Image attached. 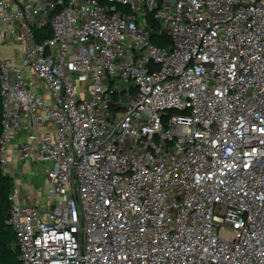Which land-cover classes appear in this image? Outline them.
Returning a JSON list of instances; mask_svg holds the SVG:
<instances>
[{"label":"built area","instance_id":"built-area-1","mask_svg":"<svg viewBox=\"0 0 264 264\" xmlns=\"http://www.w3.org/2000/svg\"><path fill=\"white\" fill-rule=\"evenodd\" d=\"M0 98L23 264H264V0H0Z\"/></svg>","mask_w":264,"mask_h":264},{"label":"trees","instance_id":"trees-1","mask_svg":"<svg viewBox=\"0 0 264 264\" xmlns=\"http://www.w3.org/2000/svg\"><path fill=\"white\" fill-rule=\"evenodd\" d=\"M155 29H158L157 22L153 23ZM40 35L38 40H42V37H51V31L49 27L43 30H37ZM152 43L159 48H170V40L163 36L154 34L152 36ZM3 133L2 127V103L0 98V138ZM14 180L5 175L0 167V264H23L19 259V253L17 249H13L15 242V232L13 227L9 225L10 218V202L9 196L14 189Z\"/></svg>","mask_w":264,"mask_h":264},{"label":"crops","instance_id":"crops-1","mask_svg":"<svg viewBox=\"0 0 264 264\" xmlns=\"http://www.w3.org/2000/svg\"><path fill=\"white\" fill-rule=\"evenodd\" d=\"M11 171H12V176L10 177L14 180V184H20V186H22L23 196L27 198L28 195L30 201H33L35 204L39 206H43V196L45 195L46 191L37 189L33 183L28 181L24 182V180H22L23 177L27 178L28 175L35 176L39 172H42L40 166L36 162H32L26 165H19L14 162L11 164Z\"/></svg>","mask_w":264,"mask_h":264},{"label":"rangeland","instance_id":"rangeland-1","mask_svg":"<svg viewBox=\"0 0 264 264\" xmlns=\"http://www.w3.org/2000/svg\"><path fill=\"white\" fill-rule=\"evenodd\" d=\"M24 182L28 181L33 183L37 189L45 190L46 191V175L42 172H39L37 175H28L27 178H22ZM23 192V189H21Z\"/></svg>","mask_w":264,"mask_h":264}]
</instances>
